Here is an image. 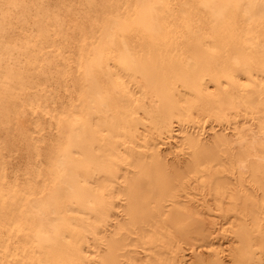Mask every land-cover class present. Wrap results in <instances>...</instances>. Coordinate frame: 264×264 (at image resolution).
Returning a JSON list of instances; mask_svg holds the SVG:
<instances>
[{
    "label": "bare ground",
    "instance_id": "bare-ground-1",
    "mask_svg": "<svg viewBox=\"0 0 264 264\" xmlns=\"http://www.w3.org/2000/svg\"><path fill=\"white\" fill-rule=\"evenodd\" d=\"M0 264H264V0H0Z\"/></svg>",
    "mask_w": 264,
    "mask_h": 264
},
{
    "label": "rangeland",
    "instance_id": "rangeland-1",
    "mask_svg": "<svg viewBox=\"0 0 264 264\" xmlns=\"http://www.w3.org/2000/svg\"><path fill=\"white\" fill-rule=\"evenodd\" d=\"M21 148H22V146H21ZM24 154H25V151L23 149H21L20 155L18 156L17 153H16L13 161L15 163L16 162H20L22 164L25 161V158H23Z\"/></svg>",
    "mask_w": 264,
    "mask_h": 264
}]
</instances>
